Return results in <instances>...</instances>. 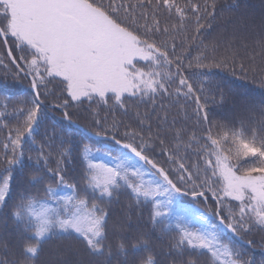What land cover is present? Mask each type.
I'll return each mask as SVG.
<instances>
[{
  "label": "snow or ice",
  "instance_id": "obj_1",
  "mask_svg": "<svg viewBox=\"0 0 264 264\" xmlns=\"http://www.w3.org/2000/svg\"><path fill=\"white\" fill-rule=\"evenodd\" d=\"M146 7L151 11H143ZM161 7L170 14L175 10L181 24L162 27ZM214 10L215 3L204 9L206 16ZM188 11L196 15L199 33L204 28L200 5L182 8L176 0H156L154 8L152 0H0V42L8 45L11 40L6 55L17 75L31 77L34 91L31 107L17 110L24 119L9 130L0 156V168L7 173L0 178V223L7 225L10 218L20 237L21 259L13 264H38L47 241L73 236L97 264H255L224 240L225 230L241 238L253 230L264 232V135L252 130L249 136L243 128L210 120L208 98L201 102L203 84L196 87L184 72L188 46L182 40L178 51L176 43L175 33L183 29ZM184 39L191 42L197 36ZM258 43L264 47V40ZM204 47L214 51L216 45ZM229 59L212 57L204 64L207 55L195 57L201 68L226 66ZM141 62L144 67L137 66ZM57 79L61 92L51 107L63 110L64 118L75 124L68 108L87 102L86 111L95 118L83 131L120 146L115 155L103 152L112 163L100 160V150L94 152L76 131L48 133L41 96L50 93L41 89ZM173 96L177 105L180 97L195 103L197 125L204 126L201 135L177 128L163 104L156 131L147 137L127 126L121 133V122L108 123L107 116L99 118L91 107L102 105L126 115L127 101L135 98L151 102L155 112L157 97ZM226 101L221 93L219 104ZM259 108L264 113V104ZM135 115L141 126L151 119L148 112ZM0 118L7 119V114L0 112ZM155 144L163 159L146 154ZM32 148L36 155L26 156ZM182 148L185 154L195 152L194 164L185 163ZM140 162L150 166V179L145 180ZM125 194L131 200L113 219L114 205ZM180 195L213 199L215 209L199 216L204 227L191 226L184 216L173 218L171 206ZM145 206H150L147 230L141 224ZM205 255L207 261L198 258Z\"/></svg>",
  "mask_w": 264,
  "mask_h": 264
},
{
  "label": "trees",
  "instance_id": "obj_2",
  "mask_svg": "<svg viewBox=\"0 0 264 264\" xmlns=\"http://www.w3.org/2000/svg\"><path fill=\"white\" fill-rule=\"evenodd\" d=\"M126 3L136 4L138 0H125ZM176 3L183 7H187L191 4H199L201 8L200 23L204 25V28L196 33V15L191 11L186 13L187 18L183 20V29L176 35V43L178 45V51L181 41L184 40L185 45L188 46V51L185 53L184 59V72L189 77L190 81L196 86L200 87L203 84L204 93L206 96L207 107L209 111V118L212 121H218L226 123L229 128L241 129L243 128L247 135H251V131L255 130L258 134L264 135V128H261V122L264 121V113L260 111L259 105L264 104V47H262L258 41L264 40V0H176ZM215 3V10L213 16H206L205 6ZM153 8L155 7L156 0H152ZM140 12L141 9H136ZM143 11H151L147 7ZM208 11L212 9L209 7ZM159 19L161 26L180 25L181 21L178 18V14L175 10L169 13V11L161 7L158 9ZM148 20L151 21V15ZM197 36L195 41H187L185 37ZM165 38L164 36L160 37ZM201 41L203 43H201ZM215 44L216 48L213 51L211 48L205 49L204 45ZM9 47L12 46L11 40H9ZM207 55L209 60H204V64H209L212 57L222 58L229 57V62L226 66L201 68L197 66L195 57L200 54ZM14 55H21L19 52H14ZM234 57L235 62L232 59ZM0 112L7 114V119L0 118V156L4 152V144L8 143L7 136L10 129L15 128L19 122H22L24 117L18 115L17 110L26 109L31 107V101L34 94L30 88V82L27 77L20 74L17 75L18 70L14 67L12 62L6 55L3 43L0 42ZM191 62L192 66L188 67ZM241 64L243 68H241ZM175 87V85H173ZM42 92L50 93L47 96H41V100L47 105L45 111L48 114L47 131L52 134L54 131H76L77 137L82 139L84 143L89 144L93 151L100 150L99 159L112 163V161L103 155L105 151H112L115 155L120 151V147L114 144L102 140H93L88 138L81 131L71 126L63 119V110L53 109L51 105L58 102L56 97L60 96L61 86L59 79L53 80L48 84L46 89H41ZM224 93L227 97L226 103L222 106L219 104L220 94ZM63 98H67L66 96ZM175 96L172 98L162 99L156 98V111L153 112V105L151 102L143 103L139 99H129L128 113L125 115L120 110H110L108 107L99 106L96 104L91 105L93 109H97L100 113L99 118L107 116L108 123H111L113 119L121 122L120 132L123 133L127 126L147 137L149 132L155 133L156 131V114H164V110L160 107L161 104L167 107L169 120L173 117L176 118V127H183L186 131H196L197 135L202 134V128L204 126H198L196 122V116L194 110L196 108L195 103L192 100H186L184 97L179 98L178 105L174 104ZM178 106H182L178 111ZM256 106V107H251ZM88 108L87 102L84 105L72 103L68 108L71 120L75 121L81 127L91 126L93 117L90 112L86 111ZM245 109H248L245 111ZM148 112L151 115L150 121H146L144 126L139 124L136 118V113ZM151 123L152 127L147 125ZM7 125V127H4ZM55 126V127H53ZM44 129H41L43 132ZM217 131L214 129V132ZM120 137H117L119 139ZM171 141V137H169ZM196 145H193V149ZM160 152L159 144H155L152 150L147 152V155L153 156L156 159H163L156 155ZM27 155H36V149L32 148L31 152ZM181 155H185L186 164H194L197 161V156L193 150H189L185 154L183 148L181 149ZM141 169L146 173L145 180L150 179V168L144 166L142 162L139 163ZM167 167V165H166ZM7 176V173L3 172L0 168V178ZM175 180V176H173ZM13 188H16V181H13ZM161 200L165 197L161 196ZM131 198L125 194L120 198V205H114L113 219L120 216V211L124 204L130 202ZM216 207L213 199H208L207 204L199 199L189 200L184 197L177 196L174 204L171 206L173 212V218L175 216H184L186 220L191 221L193 227H204L202 221L199 219L201 214L209 213ZM150 206H145L143 209V219L141 224L147 230L150 225L148 221V211ZM135 219V215H133ZM216 218L209 216V222H215ZM225 243L234 245L235 248L244 253L243 259L256 257L255 264H262L264 262V254L252 250L251 247L257 248L260 244L264 246V233L253 230L249 234H241L242 239L245 241H253L251 247H247L232 236L225 230ZM73 243L75 248L69 245ZM49 247H61L67 248L68 251H74L79 254V258H89L92 264H97L96 258L91 257L84 246L83 242L76 237L58 238L47 241L43 246V251L40 254V259L45 250ZM195 255V254H193ZM77 257V256H76ZM187 258V254L185 256ZM201 261H207V255L198 257ZM20 256V237L17 228L12 224L9 218L7 225L0 223V260L5 261L6 264H13L14 261H19ZM252 259V258H251ZM80 260V262H81Z\"/></svg>",
  "mask_w": 264,
  "mask_h": 264
},
{
  "label": "rangeland",
  "instance_id": "obj_3",
  "mask_svg": "<svg viewBox=\"0 0 264 264\" xmlns=\"http://www.w3.org/2000/svg\"><path fill=\"white\" fill-rule=\"evenodd\" d=\"M137 66L144 67L145 65L143 62H141ZM202 223H203V226H205L203 221ZM69 246L75 248L73 243H71ZM74 251L73 252L68 251L67 248H61V247H56V248L49 247L48 249L45 250L44 254L42 255L40 259V264H92L91 261L94 262L93 260L88 261L89 258H83L81 260L79 258V254L75 253ZM257 252L264 254V249L261 251H257ZM250 257L252 259H256V257H252V256ZM247 258L249 259L248 256Z\"/></svg>",
  "mask_w": 264,
  "mask_h": 264
},
{
  "label": "water",
  "instance_id": "obj_4",
  "mask_svg": "<svg viewBox=\"0 0 264 264\" xmlns=\"http://www.w3.org/2000/svg\"><path fill=\"white\" fill-rule=\"evenodd\" d=\"M4 44V43H3ZM4 46H5V51H6V49L9 47L8 45H5L4 44ZM9 58V57H8ZM10 59V58H9ZM11 61V60H10ZM13 64V63H12ZM16 67V66H15ZM17 68V67H16ZM28 79H29V81H30V88H31V91H32V93L34 94V91H33V89H32V87H31V77H27ZM64 117V116H63ZM64 120L65 121H67L68 123H70L69 122V120H67V119H65L64 118ZM73 127H75V128H77V129H79V130H81L85 135H87L89 138H92V139H95V140H105V141H109V142H112L110 139H105L104 137H97V136H93L90 132H87V133H85L83 130V128L81 127V126H79L77 123H75V124H71ZM113 143V142H112ZM114 144V143H113ZM117 146H119V145H117ZM120 147V146H119ZM150 167V166H149ZM180 196H183V197H186V198H188V199H194V198H192L191 196H189V195H180ZM203 200V199H202ZM204 201V200H203ZM205 202V201H204ZM227 232H228V234L230 235V236H232L235 240H237L238 242H240V243H242V244H244V245H246V246H250V244L248 243V242H246V241H244V240H242L241 239V237H237V236H235V235H233L232 233H230L228 230H226ZM260 251L261 250H263V249H259Z\"/></svg>",
  "mask_w": 264,
  "mask_h": 264
}]
</instances>
